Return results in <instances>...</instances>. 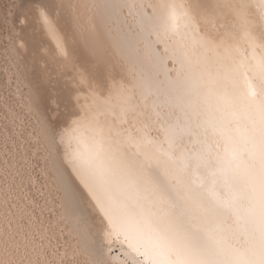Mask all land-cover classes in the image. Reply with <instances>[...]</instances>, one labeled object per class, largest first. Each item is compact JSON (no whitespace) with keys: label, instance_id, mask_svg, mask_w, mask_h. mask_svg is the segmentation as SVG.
Instances as JSON below:
<instances>
[{"label":"snow or ice","instance_id":"6c2138e0","mask_svg":"<svg viewBox=\"0 0 264 264\" xmlns=\"http://www.w3.org/2000/svg\"><path fill=\"white\" fill-rule=\"evenodd\" d=\"M0 7L22 166L59 208L46 226L49 201L14 191L5 135L0 264H264V0Z\"/></svg>","mask_w":264,"mask_h":264},{"label":"bare ground","instance_id":"6f19581e","mask_svg":"<svg viewBox=\"0 0 264 264\" xmlns=\"http://www.w3.org/2000/svg\"><path fill=\"white\" fill-rule=\"evenodd\" d=\"M2 1V0H0ZM6 2L7 0H3ZM4 3H2L3 5ZM0 5V6H2ZM2 10V7H0ZM170 63V64H168ZM5 61L3 58V52L0 51V85L2 86V94H0V168L3 167L4 156V137L7 135L8 140V160L10 165V170L13 172L18 171L19 175L15 177L14 182V191L22 192L23 195L35 199L40 203L41 206H44L45 199L49 202L47 204L48 211H45L43 214V222L47 226L50 222L55 224L56 215L55 213L59 212L57 206L58 202L55 199V191L51 187L50 179H46L45 176L41 174V168L43 167L42 161H32L31 166L24 168L22 166V160L24 157V152L27 151L28 158L31 160V148L27 145L26 141L28 139L27 132H24L25 129L31 130L32 123L27 118L26 113L20 107V93L17 90V83L12 71L6 76L4 72ZM59 72L63 73V79L67 80L72 75L71 68L61 69ZM59 72L53 68V73L59 75ZM158 73L161 79H164L165 75H174L173 72V63L171 60L166 61L164 64H161L158 68ZM20 91H25L23 85L20 86ZM6 93V94H5ZM7 102L8 110L5 111L4 104ZM14 119L17 122L14 124ZM22 120L21 124L19 121ZM21 132H24L23 136V147ZM21 180L23 182V189L21 190ZM9 185H13V177L9 176ZM3 186L4 180L2 174H0V206H2L3 201ZM43 193V196L41 195ZM39 215V211H37ZM3 220V211L0 207V222ZM60 236L59 229H55V238L53 239V245L59 242L62 246L67 244L68 246L73 245V240L71 237L65 236V239L59 240Z\"/></svg>","mask_w":264,"mask_h":264},{"label":"rangeland","instance_id":"374dc122","mask_svg":"<svg viewBox=\"0 0 264 264\" xmlns=\"http://www.w3.org/2000/svg\"><path fill=\"white\" fill-rule=\"evenodd\" d=\"M7 2V1H6ZM6 2H4L3 0L2 1H0V5H2V3H6ZM2 86L0 85V91H2ZM2 93H4L3 91H2ZM1 92H0V94H2ZM6 94V93H5ZM1 99V98H0Z\"/></svg>","mask_w":264,"mask_h":264},{"label":"water","instance_id":"95a60500","mask_svg":"<svg viewBox=\"0 0 264 264\" xmlns=\"http://www.w3.org/2000/svg\"><path fill=\"white\" fill-rule=\"evenodd\" d=\"M168 64H170V63H168Z\"/></svg>","mask_w":264,"mask_h":264}]
</instances>
